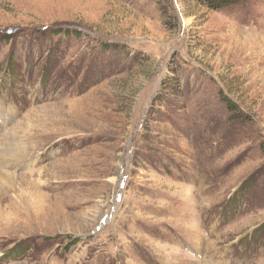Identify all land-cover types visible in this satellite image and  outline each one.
Segmentation results:
<instances>
[{
  "label": "rangeland",
  "instance_id": "rangeland-1",
  "mask_svg": "<svg viewBox=\"0 0 264 264\" xmlns=\"http://www.w3.org/2000/svg\"><path fill=\"white\" fill-rule=\"evenodd\" d=\"M1 138L0 264H264V0H0Z\"/></svg>",
  "mask_w": 264,
  "mask_h": 264
},
{
  "label": "bare ground",
  "instance_id": "bare-ground-1",
  "mask_svg": "<svg viewBox=\"0 0 264 264\" xmlns=\"http://www.w3.org/2000/svg\"><path fill=\"white\" fill-rule=\"evenodd\" d=\"M13 109L14 108H9L8 111L6 112V114L9 117L11 115H13V111H14ZM4 121H5V119H4ZM3 138H1V141H0V182H2L3 185L5 186V190H3V191L1 190L2 192L0 191V219H4L5 217H8V215H7L8 211L7 210L8 209H13L14 207H16L15 205L17 203V200L15 198L10 197V199L7 200V203L5 205L2 204L4 202L6 196L8 194L10 195V193H9L10 191L13 192V193H15L17 191V176H15L12 173L8 172L6 170V168H10L13 164H15V163L17 164V162L20 165V161L21 160L24 161L25 158H26L27 153H29V152H27V153L24 152L25 151V149H24L25 145H22L20 143H13V144H8L7 143V145H6L4 143V141H2V140H4ZM15 196H16V193H15ZM13 199H15L14 202H13ZM6 219L7 218H5V220ZM189 264H197V263H189Z\"/></svg>",
  "mask_w": 264,
  "mask_h": 264
},
{
  "label": "trees",
  "instance_id": "trees-1",
  "mask_svg": "<svg viewBox=\"0 0 264 264\" xmlns=\"http://www.w3.org/2000/svg\"><path fill=\"white\" fill-rule=\"evenodd\" d=\"M197 3L211 10L220 11L226 7L233 6L243 0H195Z\"/></svg>",
  "mask_w": 264,
  "mask_h": 264
}]
</instances>
